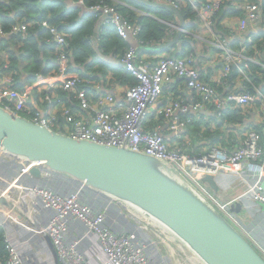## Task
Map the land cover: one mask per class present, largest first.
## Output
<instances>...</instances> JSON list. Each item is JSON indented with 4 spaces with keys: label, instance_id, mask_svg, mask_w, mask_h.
Returning a JSON list of instances; mask_svg holds the SVG:
<instances>
[{
    "label": "crops",
    "instance_id": "0c3cea01",
    "mask_svg": "<svg viewBox=\"0 0 264 264\" xmlns=\"http://www.w3.org/2000/svg\"><path fill=\"white\" fill-rule=\"evenodd\" d=\"M113 1L114 3H111L113 7L117 6L118 4L125 5L142 16L157 18L167 24L170 27V32H172L173 35L168 41L173 40L178 31L182 29L183 39L192 41L194 44V51L192 52H195V67L200 72L201 80H203L206 84H211L213 81H223L222 73L225 70V63L223 61V57L221 56L222 51L219 47L220 45H225L234 51H241L240 48H242L244 44L251 43L255 39L254 37L260 36L264 33V8L262 6L264 0H253L252 2H250V0H241V3H244V6H241L237 9L240 10V16H237V18L245 19L247 17L248 10L245 9V5L248 2L257 3L260 6L261 15L258 21L251 23L248 22L244 30L237 29L236 16L226 19L229 12L233 10V8H237V6L240 4V2L237 0H225L224 4H226V8L223 9V12L219 11L213 17L212 26L210 27L205 25L203 20H201V16L193 4V9L201 21L197 24L193 20L183 17L180 11L181 5L178 8L180 15L174 12V17L170 20H166L157 15L155 11H152V6L146 5L145 3L139 2L137 0V2L144 4L146 7L138 8L135 4L128 0ZM227 1L231 2L230 5H232V7L226 3ZM78 2L79 4L81 3L80 0H78ZM197 2L201 3L198 0ZM179 4L181 3L179 2ZM80 5L83 6V4ZM202 5L204 4H199V6ZM113 10L109 13H106L104 10L98 11L99 15L95 24L92 44L98 53L99 61L105 66L103 69L96 66L91 71V76L90 79L87 80V84L90 87L92 86V88L90 91L87 86L85 92H90L92 96H114L115 102L112 105L105 107V109H108L110 112L116 113L118 116H120L127 107L126 96L129 90V87L125 85V80L127 79L128 73V70L123 62L125 53L118 52L115 49L109 53H106L101 49L100 41L101 32L105 27L115 28L110 22L115 16L116 11L114 8ZM182 20L185 22L184 27L182 26ZM137 26L139 29L138 34L134 35L131 33L128 38L122 37L117 28H115L117 34L123 40L128 42L130 46L129 50L137 49L138 47L144 45H161L168 42L165 41L145 44L139 38L141 27L139 25ZM6 36H8L7 33L3 32V30L0 28V37ZM182 37V42L176 43L174 46L169 48V51H167V49L163 51H141L137 53V61H143L151 66H155L158 64L161 58L177 57V55H182L180 54L182 53V46L184 44ZM234 43L239 46L241 45V47L236 50ZM255 59L256 58H254V60ZM256 61L257 63L264 65L262 60L256 59ZM236 69L232 70L235 71ZM70 73L78 75L75 72ZM59 75H56L58 77L40 76L36 82L25 87L24 91L28 96L30 95L31 104H38V101L36 102L35 98L37 92H41L43 88L51 85L52 82H59L60 79H62L59 78ZM93 78H96V81H94ZM170 86L171 88L173 87V92L171 93L168 91ZM243 89L244 88H240L237 91L242 92ZM92 91H94V93ZM198 95L201 94L195 89H190L188 87L186 78L172 75V80L166 83L164 94L160 99V104L155 106L148 113L145 122L150 123L151 121H156V119H159L160 117H164L166 119V124L164 122V124L160 126V131L158 132L164 135L167 134L165 132H168L167 136L169 137H174L177 135L178 142H181V144L185 145V147L189 148L190 150L195 151V153L199 154V152H207L209 148L212 147V117H216L217 111H212V106L210 105H203L201 109L194 110L191 107L190 101H193V98H199ZM171 99L175 101L181 100L180 102L185 103V105L180 106L175 111L174 115L169 116L166 115L165 108L171 105ZM120 104L123 106H120ZM180 116L182 118H188L191 116L194 124L192 123L193 125L191 124L192 126L188 127V125H186L183 121L180 129L176 132L173 129V125L177 120L180 122ZM229 144H226L228 145L227 148L232 147L229 146ZM258 165L259 164H250L252 169L251 167L250 169L247 168V171H250V173L247 172V174L246 172H241V174L223 172L222 175L213 177L216 190L212 188L210 182L206 181V184H208L211 190H213L214 193L220 197V200L222 199L229 204L231 211L239 219L241 224L240 228L238 226L237 227L243 233L246 231L251 237H253V241L255 243L251 240L252 238L247 236L249 240L256 245L257 249L264 255V205L258 203L254 196H252L250 193L247 195L245 194L246 184H250L251 186L256 181L257 174L259 173V170L257 169ZM21 168L22 163L12 156L6 155L0 158V194L2 189L8 187L11 181L20 175ZM46 172V170L43 171L42 178H36L31 174H26L21 177L20 183L26 187H32L35 185L48 187L64 195H69L73 192L79 193V191L76 190V187H83L86 189V187L82 186V184H75L72 181H69L68 179L60 177L56 174L48 177L49 175ZM252 172L257 174L253 175ZM88 190L91 193L86 199H83L80 193L79 195L81 196L82 200L85 201L90 207L100 210L106 214L107 218L105 224L110 229L118 233L135 234L136 237L146 245V249L148 241L154 240L158 244L159 253L163 260L158 261L152 257H149L151 263L183 264L174 248H172L170 253L166 252V250L161 247L159 241H157V239L149 231V227L152 226H147L146 229L140 228V224L142 222L138 217L140 216V214L137 213L138 211H134V208V210H128L126 208L127 204L122 201L112 199L104 194L90 189ZM0 210L7 213L6 215L3 212H0V219L4 222L2 226L4 234L17 248L24 264H66L60 259V257L58 259L56 258L47 238L49 235L46 232V228L50 222V217L54 215V211L50 208H47L40 201L38 196L30 191H22L21 189H17L13 195L10 194L7 197H2L0 199ZM16 214L20 216L19 221H13L8 217ZM144 216L152 220V222H154L156 225L158 224L150 217L146 215ZM160 228L166 231L164 227ZM164 231H162L161 234L168 239L170 246L180 245L181 248L179 251L182 252L184 256L186 255L190 257L192 255L195 261L199 262L200 264H204L196 256V254H194L190 248L177 239L175 235ZM68 241H79V251L82 252L89 264H109L99 238L96 235L91 234L82 221L69 218Z\"/></svg>",
    "mask_w": 264,
    "mask_h": 264
},
{
    "label": "built area",
    "instance_id": "2783aa9c",
    "mask_svg": "<svg viewBox=\"0 0 264 264\" xmlns=\"http://www.w3.org/2000/svg\"><path fill=\"white\" fill-rule=\"evenodd\" d=\"M154 1L167 3L176 8L180 7L178 0ZM189 1L199 12L204 24L208 27L212 26L213 17L220 9L222 0H211L202 6H199L200 3L197 0ZM80 2L84 3V0H80ZM239 7H241L240 4L237 8ZM92 9L95 11L104 10L106 13L113 10V8L103 4L96 5ZM245 9L248 10L247 17L238 22V30H244L248 22H256L260 19V6L257 3L248 2L245 5ZM37 22L35 21L34 23L36 24ZM110 22L124 38H128L131 33L136 35L139 32L137 27H134L117 12H115V16ZM47 23H44L43 27L50 32L54 40L53 42L58 45L59 49H67L69 47L68 35L63 31H59L56 26L50 25L48 21ZM27 30V23H18L14 26L12 34L26 33ZM219 47L222 51L221 56L225 60V70L222 73V77L229 76L231 69L236 66L239 72L247 78L248 75L244 70L245 64L248 61L257 62L256 59L254 60V58H250L245 54L247 48L243 47L241 51H234L225 45H220ZM136 57V50L130 49L123 60L127 70L138 80V83L129 88L126 96L127 107L120 116L105 109V107L115 102L114 96L108 95L95 103H91L87 98L85 90H82L78 93L81 107L90 110L91 113L86 117L76 120L73 126L56 131L78 140L127 147L161 160L187 182L192 189L198 192L202 198L209 201L229 221L240 228L241 224L231 211L229 204H223L217 194L203 181V177L207 175L216 177L222 175L223 172L240 174L241 172H246L247 174V168L250 165L248 163L261 161L257 168L259 173L257 174L256 181L253 185L250 186L249 184L247 186L245 194L250 193L258 203L264 205V146L261 145V136L255 131L249 132L243 146L233 153H229L225 149L214 148L210 153L205 155L189 156L170 150V146L165 140L164 135L160 132H144L143 123L148 113L160 104L166 83L172 80V75L186 78L188 87L195 89L205 99H211L216 95V92L201 80L200 72L195 67L194 53H190L186 57H164L155 66H151L143 61H137ZM60 59L61 71L59 73L60 75H58L62 79L59 82H52L51 85L46 87L47 89H55L59 87L57 85L61 84L64 89L75 90L77 83L80 82V77L68 71L67 55L64 52L61 54ZM242 63L244 64L243 66ZM11 83L12 79L9 76L0 78V106L10 113L20 115V112L27 106L28 95L27 93H22L17 89L11 88ZM226 101L240 105L262 102V108L264 110V92L260 89H257L255 94L233 92L228 95ZM120 106L123 105L120 104ZM191 107L194 110H199L203 106L201 104H193ZM178 108L179 106L177 104H171L165 108V113L166 115L172 116ZM55 111L54 109H50L47 112L38 113L30 120L53 129L52 121ZM173 129L176 132L180 129L179 120L174 123ZM6 155L8 154L0 149V158ZM12 157L22 163L21 173L11 181L8 187L1 190L0 199L3 195L7 197L10 194L13 195L17 189H21L22 191L26 190L34 193L47 208L52 209L54 215L50 217L46 232L56 245L58 255L63 262L66 264H89L82 252L79 251V241H68V220L69 218H73L82 221L88 228V231L99 238L109 264H155L150 262L146 245L135 234L118 233L110 229L105 224L106 214L90 207L82 200L79 193L73 192L69 195H64L48 187L37 185L26 187L21 184V177L30 174V169L33 166H41L43 162H32L20 157ZM46 173H48V177L54 174L49 171ZM128 206L126 207L128 210H134L133 207ZM0 212L7 215L4 211L0 210ZM8 217L13 221L20 220L18 214ZM138 217L142 222L140 228L146 229L147 226H150L144 220H150L149 218H146L144 215ZM3 224L4 222L0 219V226L2 227ZM153 224L155 223L153 222ZM154 227L160 228L158 225H152L149 228ZM244 233L246 237L248 236L253 239L249 233L246 231ZM4 237L6 248L9 252L7 264H24L17 248L5 234Z\"/></svg>",
    "mask_w": 264,
    "mask_h": 264
},
{
    "label": "trees",
    "instance_id": "16d2710c",
    "mask_svg": "<svg viewBox=\"0 0 264 264\" xmlns=\"http://www.w3.org/2000/svg\"><path fill=\"white\" fill-rule=\"evenodd\" d=\"M128 1L135 4L138 8L146 7L136 0ZM178 1L181 3L180 11L184 18L191 19L196 24L201 22L189 0ZM198 1L201 2L200 4H207L209 2L208 0ZM237 1L240 2L241 6H244L241 0ZM252 1L250 0V2ZM111 3L113 4L114 1L84 0V3H80L83 4L82 6L78 0H0V28L8 35L0 37V78L9 76L12 79L11 88L25 93V87L36 82L40 76L59 74L61 71L60 57L63 52L67 55L69 72H75L80 76V82L77 83L75 90L64 89L62 85L55 89L43 88L41 92H37L35 95L38 104H31L29 95L26 108L20 112L21 116L31 119L38 113L54 109L56 112L52 121V127L54 130H62L65 126H73L76 120L86 117L91 113L90 110L81 107L78 93L86 90L87 86L91 91L92 86L90 87L87 84L91 71L96 66L101 69L105 66L99 61L98 53L92 44L95 24L99 15L98 11L92 10L94 6L103 4L114 8L118 14L123 16L134 27H138L137 25H139L141 27L139 38L145 44L165 42L172 38L173 35L170 32V27L159 19L142 16L125 5L118 4L113 7ZM224 3L225 0H222L218 12H223V9L226 8V4ZM226 3L231 4L228 1ZM230 6L232 7V5ZM262 6L264 8V1ZM151 9L166 20L174 17V12L171 10L153 6ZM237 9L233 8L226 19L240 16V10ZM44 20H48L49 24L56 26L59 31L66 32L69 45L67 49L61 50L53 42L54 40L50 32L39 24ZM240 20L243 19L237 18V26ZM35 21L38 22L35 24ZM23 22L28 24L26 33H10L13 31L15 25ZM115 28L105 27L103 29L100 35L101 49L106 53L115 49L118 52H124L126 55L130 46L127 41L117 34ZM254 38L251 43L243 45V47L247 48L245 54L250 58H256L264 62V33ZM234 45L236 50L241 47V45L239 46L235 43ZM192 51H194L193 42L184 40L182 53H180L182 55H177V57H186L190 53H195ZM223 61L225 63L224 59ZM232 69L229 76L222 77V82L213 81L211 84L208 83L216 92L214 97L205 99L202 95H198L199 98H193V101H190L191 105H210L212 106V111H217L216 117H212V147L207 152H199L198 154L185 147L181 142H178L177 135L169 137L167 136L168 132H165L167 134L163 135L171 147L170 150L189 156L205 155L210 153L214 148L225 149L229 153H233L243 146L248 133L251 131H255L261 136V145L264 146V110L262 102L240 105L226 101L229 94L236 92L240 88H244L242 92H239L242 94H255L257 89L264 92V65L248 61L244 67L248 75L247 78L240 74L238 69L235 71ZM93 80L96 81V78H93ZM125 83L130 88L136 85L138 80L128 71ZM168 91L170 93L173 92V87L171 88L170 86ZM92 92L94 93V91ZM87 97L91 103H95L105 96H92L89 92L87 93ZM170 101H172L171 104H177L179 107L185 105V103L180 102L181 100L175 101L171 99ZM183 121L188 127L194 124L191 116L188 118L180 116V126ZM164 122L166 124L164 117H160L150 123L144 122L143 130L147 133L158 132ZM226 144L232 147L227 148L228 145ZM260 162H250L248 165L260 164ZM252 174L255 175L257 173L252 172ZM68 180L75 184L78 183L70 179ZM8 258L9 252L6 248L4 230L0 226V264H7Z\"/></svg>",
    "mask_w": 264,
    "mask_h": 264
},
{
    "label": "water",
    "instance_id": "95a60500",
    "mask_svg": "<svg viewBox=\"0 0 264 264\" xmlns=\"http://www.w3.org/2000/svg\"><path fill=\"white\" fill-rule=\"evenodd\" d=\"M137 1L180 15L178 8L167 3ZM182 34L180 29L173 40L138 47L136 53L167 50L182 42ZM0 149L8 155L43 162L30 169L36 178H42L44 170L59 174L154 218L205 264H264L262 252L235 224L153 156L127 147L74 139L1 106ZM213 177L207 175L203 181L216 190ZM47 238L58 259L56 245L50 236Z\"/></svg>",
    "mask_w": 264,
    "mask_h": 264
},
{
    "label": "rangeland",
    "instance_id": "374dc122",
    "mask_svg": "<svg viewBox=\"0 0 264 264\" xmlns=\"http://www.w3.org/2000/svg\"><path fill=\"white\" fill-rule=\"evenodd\" d=\"M201 20H202V18H201ZM47 21L48 20L42 21L43 23L41 22L42 23L41 25L44 26V23H47ZM248 185L249 184H246V186H245L246 189H247V186ZM76 190L79 191V193L81 194V196H82L83 199H86L88 196H90V193H91L87 188L84 189L83 187H76ZM221 201L223 202V204H227L222 199H221ZM137 213H139L140 215H143L140 212H137ZM144 220L148 223V225H150V226H152V225L153 226H156V224H153V222L151 220H148V219H144ZM237 220H239V219H237ZM154 228H150L149 231H150V233L153 234V236L157 239V241H159L161 247L163 249H165L166 252H170L171 253L172 248H174L175 251L178 253V255H179L178 257L181 259V262L183 264H200L199 262H197V261L194 260V258L192 257V255L190 257H188L186 255L184 256L183 253L179 251L180 248H181L180 245L179 246H176V245L170 246V242L168 241V239L164 235L161 234L162 231H164L163 229L158 228V227H154ZM164 232H166V231H164ZM252 241H253V239H252ZM147 253H148V255H149L150 258L152 257V258H154V259H156L158 261H162L163 260L162 259V256L159 253L158 244L154 240L147 242Z\"/></svg>",
    "mask_w": 264,
    "mask_h": 264
},
{
    "label": "bare ground",
    "instance_id": "6f19581e",
    "mask_svg": "<svg viewBox=\"0 0 264 264\" xmlns=\"http://www.w3.org/2000/svg\"><path fill=\"white\" fill-rule=\"evenodd\" d=\"M3 197H5V195H3ZM144 215H145V214H144ZM146 216H147V215H146ZM153 220L156 221L154 218H153ZM156 222H157V221H156ZM157 223H158V224H157L158 226H160V227H164V226H162L159 222H157ZM164 228H165V227H164ZM171 233H172V232H171ZM172 234H173V233H172ZM173 235H174V234H173ZM203 263H204V262H203ZM204 264H205V263H204Z\"/></svg>",
    "mask_w": 264,
    "mask_h": 264
}]
</instances>
